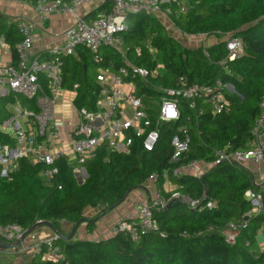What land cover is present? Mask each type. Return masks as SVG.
Returning a JSON list of instances; mask_svg holds the SVG:
<instances>
[{"label": "trees", "instance_id": "trees-1", "mask_svg": "<svg viewBox=\"0 0 264 264\" xmlns=\"http://www.w3.org/2000/svg\"><path fill=\"white\" fill-rule=\"evenodd\" d=\"M25 1L35 4L38 0ZM166 8L171 10L173 27L159 14L127 15L126 30L121 33L126 58L113 48H104L106 62L98 63L84 46L78 47L77 55L64 58V85L68 89L78 85L75 103L79 109L96 110L102 88L98 75L129 68L126 59L149 73L146 78L129 73L123 79L136 87L154 125L159 105L164 100L177 101L180 119L158 125L160 136L152 150L144 148V137H135L128 154L103 146L84 164V180H78L75 164L67 157L55 161L58 173L52 179L44 176L50 166L28 157L18 161L8 179L2 177L0 167V227L18 225L27 231L39 222H49L61 232L62 223L75 226L82 222L92 234L104 215L151 182L150 200L138 209L151 204L157 193L168 201L164 208L152 209L158 230L140 233L137 241L126 232L113 233L114 227L108 238L100 240L59 237L56 245L64 259L45 260L42 245L32 264H264V251L253 250L258 233L264 232V209L244 220L253 209L247 191L261 192L264 205V190L246 164H214L219 150L244 151L257 144L255 131L264 100V0H177L162 7ZM110 10L108 2L90 16ZM0 33L15 51L22 41L17 22L0 13ZM213 36L216 42L207 45ZM229 36L244 43V54L233 61L228 59ZM187 40L199 43L193 47ZM43 54L48 57L47 52L39 53ZM13 56L16 65L17 55ZM218 82L229 86V90H219L228 102L219 114L207 97L192 106V101L168 93L196 85L216 88ZM16 104L38 111L35 99L12 93L0 98V124ZM175 136L189 139L188 150L178 160L173 159ZM9 138L0 131L1 143H11ZM191 162H196L199 175L195 171L174 175ZM175 192L188 200L172 199ZM194 201L198 202L195 207ZM121 222L139 226L142 220L139 214L137 219ZM231 224L240 225L235 243L227 241Z\"/></svg>", "mask_w": 264, "mask_h": 264}, {"label": "built area", "instance_id": "built-area-1", "mask_svg": "<svg viewBox=\"0 0 264 264\" xmlns=\"http://www.w3.org/2000/svg\"><path fill=\"white\" fill-rule=\"evenodd\" d=\"M8 2H22L32 7L35 18L20 16L16 22L22 41L15 47V51L7 36L0 33V98L12 93L21 94L29 99L36 100L37 112L29 107L23 108L16 104L11 116L0 124V131L9 136L11 143L0 142V167L3 178L8 179L18 168V161L28 157L35 163H44L51 167L44 173L48 179L54 178L58 170L54 167L55 161L61 157H67L75 164V174L78 180L87 178L84 168L86 161L95 152L106 146L108 149L128 154L134 143L135 137H144L143 146L150 151L156 145L161 123H175L180 119V110L177 101L164 100L159 105L157 125L144 110V102L136 95V87L125 82L123 77L133 73L143 78L148 76V71L131 64L122 67L118 73L102 72L97 79L101 82L99 101L96 110L87 108L79 109L75 103L78 97V85L68 89L64 85V67L67 56L77 55V49L84 46L89 49L95 61L106 62L102 54L104 48H113L117 53L126 58L127 49L121 33L126 30L125 20L129 13L148 12L159 14L167 21L171 10L162 7L177 0H38L30 4L25 0H5ZM111 4L110 11H103L96 17H91L87 6L100 3ZM87 13V14H86ZM52 15H70L73 23L67 27L61 37L64 44L61 47H53L45 52L48 57L34 55V45L40 39V33L45 32L46 22ZM170 26L173 27L170 22ZM202 38H206L205 35ZM228 59L233 61L244 54V43L240 38L228 37ZM139 51V50H138ZM14 53L17 55V63L14 64ZM110 64L114 63L110 61ZM216 88L207 86H193L188 89L169 90L170 95L182 96L188 101H195L207 97L213 105L216 114L221 113L228 102L219 92L222 88L229 90V86L223 87L219 82ZM262 116L258 122L255 134L257 144L253 149L228 152L219 150L214 164L228 162L230 164H247L249 162L261 163L264 161V150L260 142V129L264 125V100L261 104ZM175 149L174 160H178L189 148V139H181L175 136L172 141ZM196 162L181 166L174 172L178 176L184 171H195ZM257 183V182H256ZM258 185V183H257ZM182 198L180 193L172 194V199ZM246 198L252 204V211L244 216L247 218L257 216L264 209L261 192L250 189ZM168 203L158 193L148 206L139 209L141 224L120 222L112 229L113 233L126 232L134 241L139 240L140 233L157 231L155 221L152 219L153 208H164ZM198 202H192L196 206ZM213 207L212 203L207 205ZM242 223L245 227L246 222ZM42 223V222H39ZM232 231L227 234V241L235 243L240 225L231 224ZM26 230L18 225L0 227V241L9 244L21 241ZM34 239V233L31 234ZM30 235V236H31ZM56 235L47 239L40 247H46L45 260L59 262L64 259L61 248L56 245ZM16 249V248H15ZM14 249V250H15ZM260 251H264V242ZM32 264V263H29Z\"/></svg>", "mask_w": 264, "mask_h": 264}, {"label": "crops", "instance_id": "crops-1", "mask_svg": "<svg viewBox=\"0 0 264 264\" xmlns=\"http://www.w3.org/2000/svg\"><path fill=\"white\" fill-rule=\"evenodd\" d=\"M29 14L30 15L26 17L35 18V13L32 10L31 13ZM65 16L66 15L63 16L52 15L48 19V21L45 24L46 25L45 32L40 33V39L33 47L32 53L34 55L45 52L53 47H61L64 44V40L61 37V33L73 23V20L68 22ZM213 39L209 38L210 44L216 42V40ZM260 142L264 150V130H262L261 132ZM246 166L252 171V173L255 171L258 173L259 181L256 180V182L258 183V186H260L264 190V161L261 163L249 162L246 164ZM144 190L147 192V196H145L144 198H143V193L139 192L140 194L137 197H135L133 201H129V203L127 204L125 202L128 201L129 198H131L129 196L121 206L114 209L110 213L104 215V217L100 220L97 228L92 234H88L86 229L87 227L86 223L81 224L76 231L75 238L83 239V240L105 239L111 235V229L116 224L124 220L137 219L139 215L138 208L140 204H146L151 197V194L146 189ZM139 199H143L144 200L143 202L146 203L139 202ZM74 227L75 226L69 223H62L61 232L65 236H69L73 232ZM262 230H264V228ZM56 235L58 234L55 233L52 229L47 227L45 228V230H41L40 232L34 234V239L32 238L33 240H31L28 245L26 244L24 245L25 242L24 240L23 243L20 246H18L16 249L11 247L12 244L0 241L2 245L6 246V247H0V264L31 263L33 261L35 254L37 253V248L40 247V244H42V242H44L47 239L55 237ZM256 238H257V243L253 245V250L259 252L261 244L264 242V232L260 231Z\"/></svg>", "mask_w": 264, "mask_h": 264}, {"label": "rangeland", "instance_id": "rangeland-1", "mask_svg": "<svg viewBox=\"0 0 264 264\" xmlns=\"http://www.w3.org/2000/svg\"><path fill=\"white\" fill-rule=\"evenodd\" d=\"M100 6V3H97V4H91V5H88L87 6V10H88V13H90L91 11H93L94 9L98 8ZM31 10H32V7L29 6V5H26L22 2H16V1H12V2H8V1H5V0H0V13L4 16H6L10 21H16L18 17L20 16H28L30 15L29 13H31ZM33 11V10H32ZM87 14V13H86ZM66 20L69 22V21H72V18L70 15H66L65 16ZM177 37L182 41L184 42L186 38H181L177 35ZM212 39L213 38H216V36H213L211 37ZM214 40V39H213ZM189 41V40H187ZM186 42V41H185ZM191 42L192 46H196L195 44L199 43V40H192V41H189V43ZM210 42L209 40H207V45H209ZM93 74L97 73V69H94L92 71ZM200 167V166H199ZM254 173V176H255V179L259 181L258 179V173L255 171L253 172ZM151 182H148V184H146V190L152 194L153 193V189L151 188ZM139 192H142L143 193V198L145 196H147V192L144 190V188L142 189H138L136 191H134L130 197L128 199V201H126L125 203H129V201H133L135 199V197H137L140 193ZM144 200L143 199H139V202H143ZM143 203H146V202H143ZM45 228L47 227H42L40 228L39 230H37L34 234H36L37 232H40L41 230H45ZM33 240L32 239V235L31 236H28L26 239H25V242H24V245H28L29 242ZM35 252V251H34Z\"/></svg>", "mask_w": 264, "mask_h": 264}, {"label": "water", "instance_id": "water-1", "mask_svg": "<svg viewBox=\"0 0 264 264\" xmlns=\"http://www.w3.org/2000/svg\"><path fill=\"white\" fill-rule=\"evenodd\" d=\"M231 88V91H233V87H230ZM127 198V197H126ZM126 198L124 199V201L126 200ZM82 222H79L78 224L75 225L74 229H73V232L69 235V236H65L62 232H60L59 230H57L51 223L49 222H43V223H37L35 226H33L31 229L27 230L26 233L24 234L23 238L21 241H18L17 243H14L11 245V247L13 248H17L18 246H20L23 241L28 237L30 236L32 233L36 232L37 230H39L40 228L42 227H48L50 229H52L55 233L58 234V236L60 238H63L67 241H70L72 240L75 235H76V231L79 227V225L81 224ZM0 247H6L4 245L1 244L0 242Z\"/></svg>", "mask_w": 264, "mask_h": 264}]
</instances>
